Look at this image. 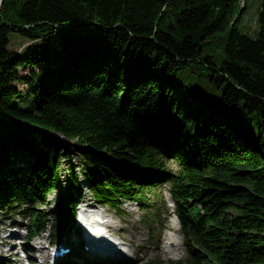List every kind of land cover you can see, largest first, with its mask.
Returning a JSON list of instances; mask_svg holds the SVG:
<instances>
[{
  "label": "trees",
  "instance_id": "obj_1",
  "mask_svg": "<svg viewBox=\"0 0 264 264\" xmlns=\"http://www.w3.org/2000/svg\"><path fill=\"white\" fill-rule=\"evenodd\" d=\"M237 2L3 0L0 211L39 231L46 214L26 208L56 192L59 223L81 178L117 210L170 182L186 264H264V0L256 39L237 29Z\"/></svg>",
  "mask_w": 264,
  "mask_h": 264
},
{
  "label": "rangeland",
  "instance_id": "obj_2",
  "mask_svg": "<svg viewBox=\"0 0 264 264\" xmlns=\"http://www.w3.org/2000/svg\"><path fill=\"white\" fill-rule=\"evenodd\" d=\"M238 7H241L242 10H239L237 8V11L239 10L240 13V18L235 22V25L237 29L253 38L256 39L258 36V25H257V19H258V13L260 10V4L261 0H238ZM9 45L8 49L10 51H13L15 53L21 52L25 46L29 45L30 42L28 40H25L24 38L20 37L17 34H10L9 35ZM227 40V34L223 32H217L214 34L212 37V47L210 48L209 53L214 55V63L219 66L222 62L223 59V47L224 44ZM22 53V52H21ZM28 68L25 69L24 72L22 73H27ZM199 71L197 70V73ZM18 88L22 91H26L27 88L24 85H18ZM54 137V136H53ZM72 143L69 142L66 146L68 150L71 153H74L72 150ZM73 155V154H72ZM74 158L77 159L76 156ZM76 163L75 165H78L77 161H74ZM65 163L62 162L61 168H63L66 171V166L64 165ZM83 181H86L84 178L80 179V184L83 185ZM85 184V183H84ZM57 187L62 189L63 191H67V188L69 189L68 185L64 181H60L57 184ZM168 184L164 185L163 187L160 188V195L164 194L167 195V190ZM71 193L75 196H78L77 192L75 189H69ZM85 193V195H81V200L79 205H85V206H91L89 209L92 211L98 213L99 217L104 216V223L107 224L108 228L111 226V230L115 233V235L119 236L121 241H124L128 244V254L127 257L129 260H133L135 263L136 261L142 260L140 263L145 262L146 260L150 259H157L159 264H173L171 260H169V256L165 255L164 252L159 248V239L162 240L163 237H166V231H162L161 229V224H163V227L168 224L167 216H168V210L166 206L163 204L161 201H154L151 200V209L152 213H155L157 216L161 217L157 221L159 222V225L157 223L153 224V234H151L150 229L146 228L141 222L142 218V212L136 206L134 203H129L125 201L121 207L120 213L116 215L114 213V210L111 207H106L102 206L99 204L93 205L94 203L90 201V197L87 192L82 191ZM56 192H53L49 197L48 201L57 198ZM153 197V196H150ZM84 203V204H83ZM153 203V204H152ZM32 205L31 209L38 211V212H43L47 213L48 211L51 210L49 206H45L43 208H40L39 206ZM168 211V212H167ZM21 219L20 216H17V213L11 212L9 215H0V263L2 262H11L14 259V256H16L15 252L18 250L17 248L12 246L14 243V240L12 239H7L4 241V237L7 236L9 233H13L18 236H21V234L18 233V228L14 225L16 224H25V221L19 220ZM9 225L14 226L13 228H9ZM66 227V226H63ZM10 231V232H8ZM48 231L45 232L48 233ZM56 231H54L55 234ZM65 232V231H64ZM94 234H96L95 231H93ZM51 237V234H49ZM54 236V235H52ZM153 238L150 240V238ZM2 244H6L2 246ZM11 245V246H10ZM127 247V246H126ZM141 257V258H140ZM179 260H183L186 258V253L184 252L183 248L180 250V257H178ZM123 262H125L123 260Z\"/></svg>",
  "mask_w": 264,
  "mask_h": 264
},
{
  "label": "bare ground",
  "instance_id": "obj_3",
  "mask_svg": "<svg viewBox=\"0 0 264 264\" xmlns=\"http://www.w3.org/2000/svg\"><path fill=\"white\" fill-rule=\"evenodd\" d=\"M66 145L68 144L67 142H65V141H63ZM86 217H88V215L87 216H83L82 218H83V220H84V222H86L87 221V218ZM103 219H104V216L102 217ZM102 223H103V221H102V219H99ZM96 232V234L97 233H101V232H98V231H95ZM94 234V233H93ZM83 237H85L84 235H83ZM90 243V241L88 242V244ZM129 251V250H128Z\"/></svg>",
  "mask_w": 264,
  "mask_h": 264
},
{
  "label": "water",
  "instance_id": "obj_4",
  "mask_svg": "<svg viewBox=\"0 0 264 264\" xmlns=\"http://www.w3.org/2000/svg\"><path fill=\"white\" fill-rule=\"evenodd\" d=\"M3 0H0V3H2Z\"/></svg>",
  "mask_w": 264,
  "mask_h": 264
}]
</instances>
